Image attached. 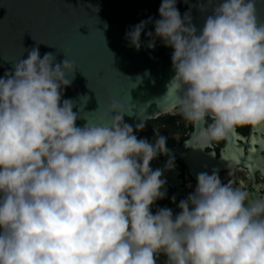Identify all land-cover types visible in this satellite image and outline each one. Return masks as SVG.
Masks as SVG:
<instances>
[{"label":"clouds","instance_id":"obj_1","mask_svg":"<svg viewBox=\"0 0 264 264\" xmlns=\"http://www.w3.org/2000/svg\"><path fill=\"white\" fill-rule=\"evenodd\" d=\"M256 5L219 0L197 28L190 10L182 16L177 0H161L154 34L147 32L148 49L156 38L173 49L168 95L194 129L185 142L194 150L264 126V21ZM152 22L126 32L135 50ZM25 51L0 77V264H157L160 255L164 264H264V198L213 170L197 175L178 214L153 213L166 196L163 172L175 169L167 137L138 139L145 125L125 123L116 99L107 124L98 116L77 126L85 118L62 99L75 63L64 52L56 63L51 52ZM160 155L169 156L164 170H153Z\"/></svg>","mask_w":264,"mask_h":264},{"label":"water","instance_id":"obj_2","mask_svg":"<svg viewBox=\"0 0 264 264\" xmlns=\"http://www.w3.org/2000/svg\"><path fill=\"white\" fill-rule=\"evenodd\" d=\"M218 2L177 0V8L182 16L190 10L191 22L200 28ZM160 4L161 0H0V77L12 70V63L27 58L26 49L38 47L41 58L51 52L56 63L65 53L77 68L74 77H68L72 83L62 99H71L73 110L85 118L77 120V126L86 119L95 122L98 116L107 124L113 99L125 105L124 122L129 125L154 119L176 108L168 95L173 49L159 38L154 49L146 46L147 32L154 34V21L160 18ZM256 7L258 20L264 21V3L257 0ZM149 17L153 22L141 33L137 51L125 34ZM85 96L88 99L81 100Z\"/></svg>","mask_w":264,"mask_h":264},{"label":"flooded vegetation","instance_id":"obj_3","mask_svg":"<svg viewBox=\"0 0 264 264\" xmlns=\"http://www.w3.org/2000/svg\"><path fill=\"white\" fill-rule=\"evenodd\" d=\"M137 124L131 126L135 129ZM141 124L145 127L142 131L135 132L137 138H146L154 143L155 132L167 137L169 155L175 159V169L163 172L166 196L152 206L153 213L159 208H170L174 215L178 214V204L195 189L197 175L201 172L210 175L213 170L218 171L222 182L231 183L248 192L251 198H264V126L240 127L230 138L213 142L203 150H194L185 144L191 139L194 129L183 119L177 108ZM241 143L243 155L237 151ZM250 145H255L256 153L250 151ZM233 156L237 159L233 160ZM168 159L169 156L160 155L151 161L150 167L153 170H164ZM165 260L166 257L160 255L157 264H164Z\"/></svg>","mask_w":264,"mask_h":264},{"label":"snow or ice","instance_id":"obj_4","mask_svg":"<svg viewBox=\"0 0 264 264\" xmlns=\"http://www.w3.org/2000/svg\"><path fill=\"white\" fill-rule=\"evenodd\" d=\"M249 148H250L251 152H253V153L257 152V148L255 147V145H250ZM237 151L239 152L240 155H243V143H241L238 146ZM262 151H264V150H262ZM262 158H264V157H262ZM232 159L236 160L237 158H236V156H233ZM249 159H251V157H249Z\"/></svg>","mask_w":264,"mask_h":264}]
</instances>
